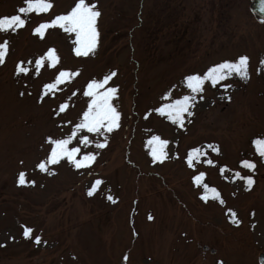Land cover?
Wrapping results in <instances>:
<instances>
[{
	"label": "rangeland",
	"instance_id": "rangeland-1",
	"mask_svg": "<svg viewBox=\"0 0 264 264\" xmlns=\"http://www.w3.org/2000/svg\"><path fill=\"white\" fill-rule=\"evenodd\" d=\"M51 2L49 13L30 14L11 35L0 65V264H260L264 158L253 141L264 139V22L250 10L252 0H91L101 16L98 48L88 57H77L74 35L59 28L42 40L32 34L76 0ZM21 6L23 0H0V18ZM50 48L60 63L45 62L37 75L34 61ZM245 55L250 78L206 83L182 128L155 112L169 102L162 100L169 91L173 100L191 94L187 75ZM20 61L31 71L18 78ZM61 70L79 74L46 90ZM111 72L117 75L105 87L118 89L119 129L106 134L103 149L78 145L79 136L69 146L94 153L91 167L61 161L42 173L37 165L50 153L48 137L71 134L91 99L83 95L87 84ZM226 84L232 85L227 91ZM62 104L67 107L57 115ZM154 135L169 141L163 163L150 156L147 141ZM197 148L208 155L190 168L187 155ZM244 160L255 170L243 168ZM21 171L25 186L18 185ZM200 172L205 178L197 186ZM237 172L253 178L250 190ZM97 179L103 183L89 196ZM203 184L224 203L211 192L202 200ZM25 227L33 229L31 239L23 236Z\"/></svg>",
	"mask_w": 264,
	"mask_h": 264
},
{
	"label": "snow or ice",
	"instance_id": "snow-or-ice-1",
	"mask_svg": "<svg viewBox=\"0 0 264 264\" xmlns=\"http://www.w3.org/2000/svg\"><path fill=\"white\" fill-rule=\"evenodd\" d=\"M23 3L26 6L19 7L17 10L18 14L0 18V65L5 64L6 58L9 55L11 35L17 33L19 29L24 28L29 23V15L32 13L47 14L53 8L51 0H23ZM260 10L264 12V0H261ZM100 16L101 12L97 10V5L92 3L91 0H76L74 7H72L69 12L56 15L50 20V22L39 23V25L33 29L32 34L42 40L45 38L46 32L49 29L59 28L70 37L74 35V40L72 42L74 44L75 55L77 57H88L90 54H94L98 44L99 32L97 30V21ZM45 62H47L48 66L51 68H56L60 63V57L55 48H50L45 55L35 59L34 65L35 73L37 75H39ZM28 63L32 64V61H29ZM261 64H264V60L261 61ZM30 71V68L24 66V61H20L16 67L15 75L18 78L22 75L27 76ZM78 74V72L61 70L55 79V83L47 84L46 90L55 89L65 80L75 77ZM116 75V72H111L109 75L105 76L102 81L92 80L87 84V88L83 93L84 96L91 98L87 105V110L83 112L79 123L75 125L69 136L56 139L48 137L47 143L50 146V153L45 160L39 162L37 165L42 173H48L49 166L58 165L61 161H67L77 170L89 168L92 163L95 162L96 155L91 152L81 155L80 146L87 147L94 143L96 149H103L107 145L106 134L119 129L121 113L113 104L118 89L116 87H105ZM234 75L241 80H248L250 78L248 56H241L235 62L226 60L215 64L214 66L209 67L203 75H187L184 79V84L186 88L190 90L191 94L183 95L181 98L173 100L171 91H169L162 97V100L169 102L163 103L159 108L155 109V112L161 117H166L172 124L182 128L185 124L186 116L191 117L193 115L191 109L196 103L197 95L204 91L205 84L210 83L212 87H215L221 81L228 80ZM222 87L227 91L232 85L226 84ZM20 95L24 96L25 93L21 92ZM45 95H47V91H45ZM202 98L203 97H201V99ZM42 99L43 98H41V100ZM66 107L67 104L60 105L57 115L64 112ZM145 118H147V116ZM87 134H92L96 137H103V142L100 140L93 141ZM78 136L79 139L77 143L80 146L69 147ZM147 143L150 146V154L154 163H163L169 158L168 152L166 151L169 141L161 139L158 135H154L147 141ZM253 145L255 146L258 155L264 158V139L254 140ZM207 148L219 154L218 147L214 148L212 145H208ZM207 155L208 153L206 150L202 152L199 148L194 149L187 155L186 163L190 168H195L196 164L201 163L202 157H206ZM78 156L79 158H77ZM204 162L208 165L213 164L212 159H206ZM242 167L254 171L256 164L244 160L242 161ZM226 170L227 169L225 168L220 169L221 173ZM49 174L54 175L55 173L52 172ZM235 176L245 182L248 190L251 189L254 184V180L251 176H241L238 172L235 173ZM204 178L205 173L203 172L195 175V185L201 186ZM27 183L26 173L21 171L18 175V185L25 186ZM31 183L34 185V181ZM102 183V180L97 179L89 190L88 195L92 196ZM203 190L204 195L201 196V199L205 202L209 199L207 193L211 192L213 194L211 197L213 200H219L221 204L224 203V201L220 199V194L215 188H209L207 184H203ZM107 198L113 203H116L111 195ZM231 215L235 218L236 213L231 212ZM149 219L151 220L152 217L149 216ZM233 222H236L235 219ZM32 233V228L25 227L23 236L31 239ZM35 243L40 244L41 238L38 236L35 237ZM125 259L127 258L125 257ZM261 264H264V259L261 260Z\"/></svg>",
	"mask_w": 264,
	"mask_h": 264
},
{
	"label": "water",
	"instance_id": "water-1",
	"mask_svg": "<svg viewBox=\"0 0 264 264\" xmlns=\"http://www.w3.org/2000/svg\"><path fill=\"white\" fill-rule=\"evenodd\" d=\"M260 9H261V1H259V0H252L251 10L255 14L256 18L260 22H262V21H264V12H262ZM262 259H264V251L262 253H260V255H259V262L260 263H261V260Z\"/></svg>",
	"mask_w": 264,
	"mask_h": 264
},
{
	"label": "bare ground",
	"instance_id": "bare-ground-1",
	"mask_svg": "<svg viewBox=\"0 0 264 264\" xmlns=\"http://www.w3.org/2000/svg\"><path fill=\"white\" fill-rule=\"evenodd\" d=\"M259 1H261V0H259ZM102 46V45H101ZM101 46L99 47V51H102V48H101ZM98 48V47H97ZM164 165V164H163ZM53 178H55V177H53Z\"/></svg>",
	"mask_w": 264,
	"mask_h": 264
}]
</instances>
